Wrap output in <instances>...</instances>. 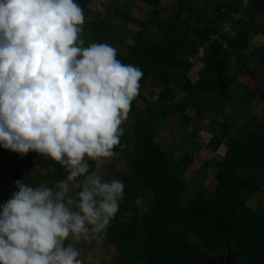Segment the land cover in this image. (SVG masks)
Listing matches in <instances>:
<instances>
[{
  "label": "trees",
  "instance_id": "obj_1",
  "mask_svg": "<svg viewBox=\"0 0 264 264\" xmlns=\"http://www.w3.org/2000/svg\"><path fill=\"white\" fill-rule=\"evenodd\" d=\"M92 1L77 0L82 9ZM133 1L147 8L143 19L130 13L132 2H127L129 8L124 11L115 10L127 26L136 27L131 44H123L105 19L85 20L81 33L85 47L92 43L124 46L117 58L143 71L140 93L132 102L122 124L120 143L114 149L117 153L127 148L121 159L128 172L115 173L125 184L124 196L100 240L114 251V264H206L208 258L216 261L225 255L227 248L232 264H264V204L248 207L251 197L264 190V113L254 115L243 101L246 94L235 91L237 86L240 91L245 87L226 84L228 79L237 80L242 72L257 78L264 70V0L250 1L241 14L235 38L222 36L220 42L210 44L195 79L190 77L194 67L187 63V57L221 31L222 22L238 12L242 0H174L164 10L165 0ZM254 36L263 41L246 53ZM228 52L236 54L231 56V66ZM250 61L255 64L252 70L247 68ZM157 93V101L152 102ZM179 93L184 97L177 101ZM259 99L264 103V91ZM140 102L144 106L139 107ZM236 102L242 105L237 110L245 115L243 123L238 127L233 122L220 123L206 144L214 154L223 148L215 163L213 190L200 184L188 205L182 206L181 196H185L188 183L184 176L196 153L187 152L185 143L191 140L188 147L197 146L196 134L189 133L190 140L182 139L186 153L174 159L155 141L156 131L174 116L185 132L193 121L187 111L201 120L207 114L233 108ZM56 164L50 158L28 153L24 163L9 169L13 189H17V180L29 177L32 167ZM4 176L0 174V178ZM140 199L145 209L141 214L134 206ZM7 200L0 198V205Z\"/></svg>",
  "mask_w": 264,
  "mask_h": 264
},
{
  "label": "clouds",
  "instance_id": "obj_2",
  "mask_svg": "<svg viewBox=\"0 0 264 264\" xmlns=\"http://www.w3.org/2000/svg\"><path fill=\"white\" fill-rule=\"evenodd\" d=\"M84 21L77 0H0V147L67 172L54 187L15 182L0 205V264H83L74 242L102 239L123 199L124 182L99 169L143 71L108 43L83 46Z\"/></svg>",
  "mask_w": 264,
  "mask_h": 264
},
{
  "label": "rangeland",
  "instance_id": "obj_3",
  "mask_svg": "<svg viewBox=\"0 0 264 264\" xmlns=\"http://www.w3.org/2000/svg\"><path fill=\"white\" fill-rule=\"evenodd\" d=\"M125 1V2H124ZM127 2L131 3L134 9L130 11V13L137 18L143 19L145 17V11L147 8L133 0H93L91 3L88 4L87 8H84V15L86 21L97 22L100 19H105L110 23V30L114 33H118V39L123 44H131L132 40L130 39L131 36H134L136 31V27H132L123 22L119 17L116 16L115 10H126L128 7ZM174 3V0H165L162 3V8L167 9L170 5ZM155 31V30H154ZM263 39L259 36H254L251 38L250 45L248 49L245 51L249 53L251 49L258 44H260ZM117 49V52H124V46H120L119 44L115 43L113 45ZM229 62L230 66L234 63V59L232 54L235 56L236 54L233 52H228L229 55ZM231 57V59H230ZM255 64L250 61L248 63V70H252ZM198 68L192 69L190 72L191 79L197 78ZM240 84L242 87H245V91L239 90L240 88L235 87L236 84ZM227 85L231 87H235V91H238L240 94H246L244 97L245 105L252 111L254 115L257 117H261L264 113V103H262L259 99V95L262 91H264V70L259 73L257 78H253L249 76L246 72H242L238 77L237 80L228 79L226 81ZM148 90H158L154 87H148ZM184 97V94L179 93L177 101L181 100ZM139 107L144 106V103L138 104ZM242 106L240 103L236 102L233 104L232 107H226V109L221 110L218 114H207L204 116L203 119L198 120L195 119L192 112L187 111V116L193 119L190 126L187 128V131L181 127L178 120L173 117L167 118L161 124L160 128L156 131L154 139L155 141L161 146V148L166 151L169 155L173 154L174 159H180L184 153L187 152H194V161L193 165L189 167L187 170L184 178L188 182L185 196L184 194L181 196V205L187 206L190 197H192L195 191L199 188L200 184L205 187L206 190L211 191L215 185L214 173L216 171L215 163L220 159L221 155L223 154V148L219 149L215 154L210 151L206 144L210 140L213 132L220 126V123L224 121L233 122L235 127L241 125L245 119V115L241 114L237 109ZM235 107V108H234ZM234 109V110H232ZM232 112H231V111ZM244 115V116H243ZM213 123V124H212ZM215 123V124H214ZM189 133L196 134L195 141L197 142V146L188 147L191 143V138L189 137ZM190 138V139H189ZM190 140L185 143V147L188 149H183L181 145V141L183 140ZM129 142L132 141L131 135L128 137ZM194 141V143H195ZM128 146V145H127ZM190 146V145H189ZM198 147V150L196 148ZM119 151V154L106 160V164L103 168V173H106V180L116 179L115 173L120 172L121 174H125L128 172L125 162L121 159V153L126 150ZM118 153V152H117ZM115 158V159H114ZM94 166L95 163H94ZM258 203L264 204V190L255 193L248 202V207L254 209ZM135 207H138L141 214L145 209L143 206V200H136L134 203ZM127 218L128 215H125ZM91 240V239H90ZM88 240V241H90ZM102 245L92 246L91 254L93 255L96 251H100V259H98L99 264H114V251L110 248V245L106 243L104 249H101ZM103 251V253H102ZM96 254H98L96 252ZM206 264H210L206 262Z\"/></svg>",
  "mask_w": 264,
  "mask_h": 264
},
{
  "label": "crops",
  "instance_id": "obj_4",
  "mask_svg": "<svg viewBox=\"0 0 264 264\" xmlns=\"http://www.w3.org/2000/svg\"><path fill=\"white\" fill-rule=\"evenodd\" d=\"M228 2H232L233 0H225ZM11 151L6 150L2 147H0V153H9ZM118 153H116V155H118ZM115 155V156H116ZM115 159V158H114ZM106 162V161H105ZM56 166L57 167H53L51 166H34L31 168L30 172H29V177H24L23 181H25L26 183H29L33 186H37L40 184H46L49 187H54L56 182L63 180L66 178L67 174L65 168L58 162H56ZM93 161H90V170H96V166H94ZM106 163H104L100 169H99V173L102 176V178L104 180H106V173H103V168L105 166ZM96 165V164H95ZM60 169V170H59ZM17 191L13 189V182L10 181V175L8 174V176H4L3 178H0V198H6V199H10L11 195ZM68 243V242H67ZM75 246L80 250V259L83 261V264H99L98 263V259H100V251H96L98 254H96V252L92 255L91 250L92 246H94V248L96 246L102 245L101 249H104L106 246V241H102V240H97L96 238H92L90 241H79V242H74ZM97 248V247H96ZM103 253V251H102Z\"/></svg>",
  "mask_w": 264,
  "mask_h": 264
},
{
  "label": "built area",
  "instance_id": "obj_5",
  "mask_svg": "<svg viewBox=\"0 0 264 264\" xmlns=\"http://www.w3.org/2000/svg\"><path fill=\"white\" fill-rule=\"evenodd\" d=\"M251 0H242V4L237 13L232 14L230 18L226 21H223L221 24V31L211 36V38L202 43V45L197 49V52L190 57H187V63L193 67L202 66L205 58L207 57V52L211 43L215 41L220 42L222 36H227L231 39L236 37V32L238 28V23L241 18V14L246 9ZM222 48L226 49L227 46L225 43H222ZM159 93V92H158ZM158 93L155 94L151 101L155 102L158 99ZM26 161V155L20 156L18 153L9 152V153H0V174L8 176L9 169L14 168Z\"/></svg>",
  "mask_w": 264,
  "mask_h": 264
},
{
  "label": "water",
  "instance_id": "obj_6",
  "mask_svg": "<svg viewBox=\"0 0 264 264\" xmlns=\"http://www.w3.org/2000/svg\"><path fill=\"white\" fill-rule=\"evenodd\" d=\"M206 262H209L210 264H232L233 257L229 249L227 248V252L225 255L220 256L219 258L216 259V261L214 259L208 258L206 259Z\"/></svg>",
  "mask_w": 264,
  "mask_h": 264
}]
</instances>
